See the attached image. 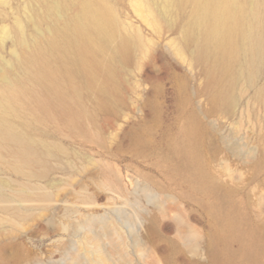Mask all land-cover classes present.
<instances>
[{
	"label": "rangeland",
	"instance_id": "374dc122",
	"mask_svg": "<svg viewBox=\"0 0 264 264\" xmlns=\"http://www.w3.org/2000/svg\"><path fill=\"white\" fill-rule=\"evenodd\" d=\"M9 3L0 72L19 51L3 29L20 22L28 39L39 30L31 0ZM111 3L121 33H140L144 48L118 62L104 104L69 85L74 113L13 118L34 153L0 149V264H100L91 223L107 264H264V68L215 106L212 61L196 56V36L184 40L190 7Z\"/></svg>",
	"mask_w": 264,
	"mask_h": 264
},
{
	"label": "bare ground",
	"instance_id": "6f19581e",
	"mask_svg": "<svg viewBox=\"0 0 264 264\" xmlns=\"http://www.w3.org/2000/svg\"><path fill=\"white\" fill-rule=\"evenodd\" d=\"M159 1L166 14L173 7L191 8L193 20L184 40L196 36V56L212 61V75L218 88L213 104H230L234 99L230 85L244 75L252 83L264 68V0H149V5ZM31 2L38 33L28 39L20 30V22L14 31L3 29L4 36L13 37L19 51L14 63L0 72V149L11 143L26 158L34 152H30L26 136L19 134L13 118L28 110L42 119L74 113V104L79 103L77 99L72 102L69 85H73L76 94L85 88L96 91L98 101L104 104L118 87V62L135 49L144 48L140 33H121L111 0ZM39 9L44 11L43 18L39 17ZM151 13L153 21L161 20L156 10L151 9ZM47 18L52 22L44 28ZM259 93L264 95V87ZM87 228L93 234L90 243L95 255L100 264H107L108 256L92 223ZM141 247L148 251L151 245L143 240Z\"/></svg>",
	"mask_w": 264,
	"mask_h": 264
}]
</instances>
